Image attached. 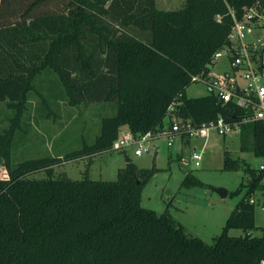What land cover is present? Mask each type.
<instances>
[{"label":"trees","instance_id":"obj_1","mask_svg":"<svg viewBox=\"0 0 264 264\" xmlns=\"http://www.w3.org/2000/svg\"><path fill=\"white\" fill-rule=\"evenodd\" d=\"M258 1L185 0L180 8L161 9L156 0H0V101L15 110L0 133V264H264V236L253 233L251 202L264 171L245 166L248 191L209 244L189 235L168 211L142 206L155 167L139 168L130 159L115 181L54 178L61 156L18 164L11 158L30 93L41 95L35 79L48 68L71 105L117 102L95 141L67 153L68 161L111 150L124 128L157 135L172 106L195 126L249 117L252 109L209 92L188 97L186 90L231 43L233 13L241 19ZM21 2L25 9L14 21ZM240 130L242 150L263 157L264 122L241 123ZM224 164L233 170L239 161L226 151ZM42 170L47 177H30ZM200 184L186 173L183 185ZM232 229L245 234L231 235Z\"/></svg>","mask_w":264,"mask_h":264},{"label":"rangeland","instance_id":"obj_2","mask_svg":"<svg viewBox=\"0 0 264 264\" xmlns=\"http://www.w3.org/2000/svg\"><path fill=\"white\" fill-rule=\"evenodd\" d=\"M17 1V0H16ZM185 0H156L161 9H175L184 5ZM26 3L16 4V11L11 19L21 18ZM13 12V11H12ZM10 18V17H9ZM225 60H220L222 64ZM216 67L222 69L225 65ZM37 92H31L27 109L11 144L13 164L27 159L48 156H61L62 160L54 166V178L91 179L115 181L118 172L126 167L130 158L139 168H157L156 173L142 190L141 204L157 214L168 211L186 232L203 239L209 244L220 235L226 221L236 204L248 191L250 175L245 166L259 169L261 158L255 156L251 148L242 150L240 127L230 133L222 134L211 131L207 138L177 136L172 146L163 133L151 140L148 152L138 156L133 147L124 151L109 150L81 159L66 160L67 153L92 144L101 132V122L106 116L117 111V102L95 101L71 105L58 74L48 68L35 79ZM209 92L200 82L192 83L186 90L188 97H199ZM15 110L6 101H0V133L11 124ZM170 116H172L170 114ZM251 144H249L250 146ZM201 152L199 166L191 160L193 151ZM228 151L239 166L233 170L225 169V152ZM189 159L184 165L182 159ZM187 172L198 178L200 185H183ZM32 178H45V171L30 175ZM223 188L227 195L222 197L218 189ZM240 191L236 193L237 190ZM255 205V236H264V179L255 192L251 193ZM234 236L244 235L242 229H232Z\"/></svg>","mask_w":264,"mask_h":264},{"label":"built area","instance_id":"obj_3","mask_svg":"<svg viewBox=\"0 0 264 264\" xmlns=\"http://www.w3.org/2000/svg\"><path fill=\"white\" fill-rule=\"evenodd\" d=\"M233 18L231 43L214 54L207 74L196 75L193 81L205 84L209 93L224 103L234 102L240 108L252 109L253 113L235 123L219 117L201 126H195L191 120L177 117L172 106L166 118L167 125L161 134L167 136L169 146L173 145L177 136L207 138L213 130L227 134L240 127L241 123L256 120L264 122V7L259 0L246 10L241 19L234 13ZM222 59L225 60V64L219 63ZM218 64L220 67L225 66L216 70ZM159 134L135 135L129 130L122 129L111 150L122 151L133 147L135 155L141 156L150 150L151 140ZM260 158L258 170L264 171V156ZM201 159V152L194 150L191 160L196 166H199ZM182 163L188 165L189 159L183 158ZM251 202L254 203V200L251 199Z\"/></svg>","mask_w":264,"mask_h":264},{"label":"water","instance_id":"obj_4","mask_svg":"<svg viewBox=\"0 0 264 264\" xmlns=\"http://www.w3.org/2000/svg\"><path fill=\"white\" fill-rule=\"evenodd\" d=\"M218 192L222 197H225L227 195V191L223 188L218 189Z\"/></svg>","mask_w":264,"mask_h":264},{"label":"crops","instance_id":"obj_5","mask_svg":"<svg viewBox=\"0 0 264 264\" xmlns=\"http://www.w3.org/2000/svg\"><path fill=\"white\" fill-rule=\"evenodd\" d=\"M167 125V119L165 120V126ZM126 129V128H124ZM128 160H130V158H127L126 162H128Z\"/></svg>","mask_w":264,"mask_h":264}]
</instances>
